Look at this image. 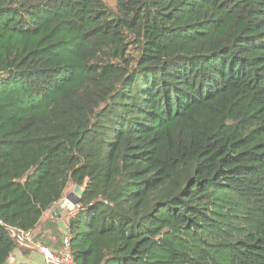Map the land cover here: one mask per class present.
Wrapping results in <instances>:
<instances>
[{"label":"trees","instance_id":"trees-1","mask_svg":"<svg viewBox=\"0 0 264 264\" xmlns=\"http://www.w3.org/2000/svg\"><path fill=\"white\" fill-rule=\"evenodd\" d=\"M74 186V264H264V0H0V264Z\"/></svg>","mask_w":264,"mask_h":264},{"label":"crops","instance_id":"crops-1","mask_svg":"<svg viewBox=\"0 0 264 264\" xmlns=\"http://www.w3.org/2000/svg\"><path fill=\"white\" fill-rule=\"evenodd\" d=\"M69 192H67L66 194H68ZM55 207H59L58 205H54L49 211H48V215L50 217L49 220L45 221L41 226H39L37 229H35L31 235L35 234L36 236H38V238L40 240H43L44 246H47L53 250H60L62 248V244L61 247L59 248V242L58 240H56L55 236H57L58 234L61 235L60 231L57 229L56 225L58 226L57 220L54 219L51 216V213L53 211V209ZM61 209V208H60ZM70 214L69 211L67 210H60L59 215H60V221L62 222V224L64 225V227L66 228V222L68 220V215ZM62 236H65L62 234ZM58 239V238H57ZM42 245V244H41ZM59 245V246H58ZM27 255V254H22L19 251H15L14 255H13V261L12 263L10 262L9 264H17V263H27V264H42V257L41 255L37 252V251H33Z\"/></svg>","mask_w":264,"mask_h":264},{"label":"built area","instance_id":"built-area-1","mask_svg":"<svg viewBox=\"0 0 264 264\" xmlns=\"http://www.w3.org/2000/svg\"><path fill=\"white\" fill-rule=\"evenodd\" d=\"M69 201L66 199V194L63 199L59 203V207L62 210H67L70 213L73 210L77 209L78 206L73 205L69 206ZM13 236L17 239V241L24 247L37 251L42 257V264H74L73 255L71 250V241L70 238L65 235L62 240V248L60 250H53L44 245L33 244L29 241L30 233H17L13 231Z\"/></svg>","mask_w":264,"mask_h":264},{"label":"water","instance_id":"water-1","mask_svg":"<svg viewBox=\"0 0 264 264\" xmlns=\"http://www.w3.org/2000/svg\"><path fill=\"white\" fill-rule=\"evenodd\" d=\"M82 195V192L80 190V188L78 186H74L72 191H70L67 195H66V199L69 201V206H73L76 205L80 199ZM60 207H55L51 213V216L57 220L58 226L60 227V229L62 231H65L66 228L64 227V225L62 224V222L60 221Z\"/></svg>","mask_w":264,"mask_h":264},{"label":"rangeland","instance_id":"rangeland-1","mask_svg":"<svg viewBox=\"0 0 264 264\" xmlns=\"http://www.w3.org/2000/svg\"><path fill=\"white\" fill-rule=\"evenodd\" d=\"M106 2L107 3H109V4H111V0H106ZM72 191V190H71ZM63 237L64 236H62V235H60V234H58L57 236H55V238H56V240H58V244L60 245H58L59 246V248L61 247V241H62V239H63ZM58 238V239H57ZM29 241L31 242V243H33V244H37V245H39V244H42L43 245V243H44V241L43 240H40L39 238H38V236H36L35 234H33V235H31V238L29 239ZM32 251L31 250H29V249H24L23 251H20V253H22V254H27V255H29L30 253H31ZM13 259V257L9 260V263L11 262L12 263V260ZM9 263H7V264H9ZM35 264H37V263H35Z\"/></svg>","mask_w":264,"mask_h":264},{"label":"clouds","instance_id":"clouds-1","mask_svg":"<svg viewBox=\"0 0 264 264\" xmlns=\"http://www.w3.org/2000/svg\"><path fill=\"white\" fill-rule=\"evenodd\" d=\"M67 195V194H66Z\"/></svg>","mask_w":264,"mask_h":264}]
</instances>
